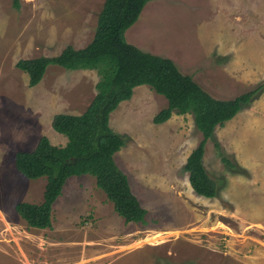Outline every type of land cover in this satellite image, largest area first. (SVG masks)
<instances>
[{"label": "rangeland", "instance_id": "obj_1", "mask_svg": "<svg viewBox=\"0 0 264 264\" xmlns=\"http://www.w3.org/2000/svg\"><path fill=\"white\" fill-rule=\"evenodd\" d=\"M103 2L0 0V264H264V0H148L125 31L128 43L171 59L214 98L255 91L205 144L213 198L197 195L184 169L201 140L192 114L154 124L167 102L140 85L109 127L124 142L114 161L145 222L125 223L89 175L66 180L49 228L29 227L15 211L40 203L46 183L23 176L15 153L41 136L64 145L52 117L81 114L99 79L96 70L49 65L31 87L15 64L85 47Z\"/></svg>", "mask_w": 264, "mask_h": 264}, {"label": "trees", "instance_id": "obj_2", "mask_svg": "<svg viewBox=\"0 0 264 264\" xmlns=\"http://www.w3.org/2000/svg\"><path fill=\"white\" fill-rule=\"evenodd\" d=\"M147 2L104 0L92 40L85 47L66 46L53 56L16 62V68L27 74L31 87L40 82L49 65L66 70H96L99 75L95 95L81 114L52 117L51 128L65 138L64 145H53L46 136H41L31 151H18L14 155V166L23 176L46 180L40 203L18 202L14 206L29 227L49 228L52 205L66 180L82 175L95 179L97 188L104 192L125 223L145 222L147 211L114 161L124 142L109 127L110 114L120 102L129 100L133 89L140 85L149 86L167 102L153 117L154 124L164 123L173 112L192 114L201 140L186 158L184 169L197 195L205 198L216 195V184L202 164L205 144L214 129L232 119L255 91L228 100L214 98L190 76L181 73L171 59L128 43L125 31L137 21ZM222 161L230 165L227 159Z\"/></svg>", "mask_w": 264, "mask_h": 264}]
</instances>
